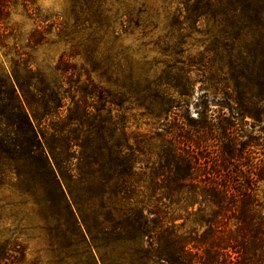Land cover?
<instances>
[{"label": "trees", "instance_id": "obj_1", "mask_svg": "<svg viewBox=\"0 0 264 264\" xmlns=\"http://www.w3.org/2000/svg\"><path fill=\"white\" fill-rule=\"evenodd\" d=\"M15 2L0 0V23ZM160 2L197 26L213 12L234 27L253 23L251 12L264 23V0ZM249 57L224 89L210 84L205 58L130 90L110 91L87 69L81 80L65 57L59 81L28 66L0 75V180L15 178L59 250L94 244L93 264H264V74L250 68L264 55ZM191 65L205 87L196 116ZM134 102L147 131L129 130Z\"/></svg>", "mask_w": 264, "mask_h": 264}, {"label": "rangeland", "instance_id": "obj_2", "mask_svg": "<svg viewBox=\"0 0 264 264\" xmlns=\"http://www.w3.org/2000/svg\"><path fill=\"white\" fill-rule=\"evenodd\" d=\"M160 4V0H16L0 23V75L12 79L28 66L59 81L55 66L65 57L76 64L81 80L87 78V69L96 84L110 91L122 85L130 90V85L162 80L176 73L174 67L188 68L191 61L205 58L210 84L224 89L232 88L239 74L238 57L258 60L264 55V23L255 12L249 14L253 23L237 27L230 16L216 12L197 26L186 13L161 10ZM190 68L189 112L196 116L194 102L205 87L199 67ZM250 68L254 75L264 74V65ZM160 84L171 99L183 100L168 84ZM135 105L125 113L129 130H149L150 119L139 116L142 109ZM48 228L39 207L19 193L15 178L0 180L1 264H93L91 257L98 258L92 243L59 250ZM5 249L9 253L1 254Z\"/></svg>", "mask_w": 264, "mask_h": 264}]
</instances>
